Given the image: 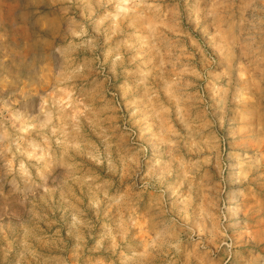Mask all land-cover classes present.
<instances>
[{
    "label": "clouds",
    "instance_id": "9594fccd",
    "mask_svg": "<svg viewBox=\"0 0 264 264\" xmlns=\"http://www.w3.org/2000/svg\"><path fill=\"white\" fill-rule=\"evenodd\" d=\"M0 264H264V0H0Z\"/></svg>",
    "mask_w": 264,
    "mask_h": 264
}]
</instances>
